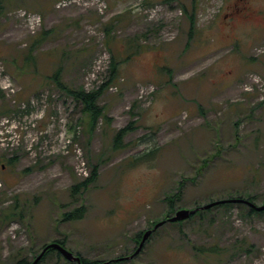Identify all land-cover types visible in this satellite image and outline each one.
I'll return each mask as SVG.
<instances>
[{
    "label": "rangeland",
    "instance_id": "374dc122",
    "mask_svg": "<svg viewBox=\"0 0 264 264\" xmlns=\"http://www.w3.org/2000/svg\"><path fill=\"white\" fill-rule=\"evenodd\" d=\"M42 30L40 73L17 75L12 60ZM113 56L118 76L100 98L111 122L91 130L44 76L61 60L68 84L97 89ZM1 104L0 264L53 240L89 262L128 255L177 192L173 214L246 194L262 205L264 0H0ZM38 264L76 263L53 252ZM115 264H264V213L234 204L166 223Z\"/></svg>",
    "mask_w": 264,
    "mask_h": 264
},
{
    "label": "trees",
    "instance_id": "16d2710c",
    "mask_svg": "<svg viewBox=\"0 0 264 264\" xmlns=\"http://www.w3.org/2000/svg\"><path fill=\"white\" fill-rule=\"evenodd\" d=\"M195 18H196V13L193 12L191 17H190V21H191L190 37L194 33V25L196 23ZM106 30H107V34L109 35V33H110L109 29H106ZM49 32L50 31L42 30L36 36L32 37V39L28 45V49L25 51V56H24L23 61H22L23 63L19 64V62L17 61L16 58L12 60L13 66L17 70V75H23L28 70H32L33 73H37V74L40 73L39 70H40L41 66H40L39 62H40V60H42V58L38 54H39L40 48L47 42L49 34H50ZM134 53L135 52H132L131 55H133ZM121 62H122L121 60H118V59L116 60L115 57L113 56L111 59V62H110V66H109V78H108L107 82L103 83L99 88L93 89V90H86L82 86L74 87V86L68 84V82L65 79L64 66H63V63L61 62V60L59 62L57 61V63H56L57 65L55 67L54 66L52 67L50 73L45 74L44 80L46 83H49L50 85L54 86V88L57 89L58 91H60L65 97L71 99L74 103H76V105L81 106V112L87 116V118L89 119V124H90L91 130H93V128H95L96 124L100 120H104V122L107 124L109 122H111V118L106 113L105 107L100 104V98L104 92L105 87L108 86L110 83H112L114 81V79L118 76V72H119L118 68H119V65L121 64ZM10 110L11 109H9L7 104H1L0 115L8 113ZM132 130H135V126L133 125V123H130L127 126L119 129L114 134L113 147L114 148H121L123 146V138L126 137L127 134ZM151 152L152 151L147 152L143 156L144 157L148 156ZM97 176H98V170H97V167H95L91 171L89 177H87L84 181L78 182L74 186H72V192L75 193L77 190L86 189L91 183H93L97 179ZM180 185L182 186V183H180ZM246 195H247V196H245L246 199L255 203L254 202L255 201V195L254 194H246ZM179 196H180V194H179V192H177L174 195L167 196L165 198L166 199L165 201L169 203L170 210H169V213L163 219H167L169 216L173 215V212L175 211L174 202H175V199L179 198ZM239 197L244 198L243 195H239ZM234 204H241L243 206L248 207V212L251 214H262V213H264V211H257L256 209H254V208L250 207L249 205H247L246 203H242V202H237V203L227 202V203L215 205V206H213L209 209H206V210L210 211L213 208L219 207V206L220 207H229V206H232ZM197 206H198V204L196 206H194L193 208H195ZM79 208L83 211L85 210V207L83 205H81ZM203 212H205V210H198L195 214L191 215L188 219L193 218L197 215H202ZM13 213L20 216V217L23 216L22 212L17 211V208L15 206H14V211H12V214ZM70 214H71V211L66 212V215H70ZM83 216H84V212L82 215H79V217H83ZM188 219H186V220H188ZM186 220L178 221V222H172V223L182 224ZM156 222H154L153 224H155ZM169 222L170 221H167L166 223H169ZM161 227H159L156 231H154L150 237H152L154 235V233L157 232ZM142 233H143V231L141 233H139L138 238L141 237ZM59 242L63 245H66V242L64 240H59ZM136 242H138V239L136 240ZM207 251H209L210 253L218 252V250L215 247H210L209 249H207ZM59 255H61V254L59 253ZM46 256H47V254H44L42 260ZM123 256H125V255H123ZM30 263L31 262L26 258H21V259H18L15 261V264H30Z\"/></svg>",
    "mask_w": 264,
    "mask_h": 264
},
{
    "label": "water",
    "instance_id": "95a60500",
    "mask_svg": "<svg viewBox=\"0 0 264 264\" xmlns=\"http://www.w3.org/2000/svg\"><path fill=\"white\" fill-rule=\"evenodd\" d=\"M227 202L229 203L242 202V203H246L247 205L256 209L257 211H264V204L257 205L251 202L250 200L244 199V198H229V199L217 200V201H213V202L204 204L200 207L193 208V209H185V208L183 209L182 208V209L177 210L173 215L169 216L167 219H163L157 222L153 228L144 231L136 250L132 254L127 255V256L118 257V258H115L114 260L115 261L130 260L136 257L143 250L144 245L146 241L149 239V237L151 236V234L154 231H156L159 227L163 226L167 221H170V222L183 221V220L188 219L191 215L196 213L198 210H206L215 205L223 204ZM49 248L58 249L59 252L63 255V257L66 258L70 262H76L77 264H82V260L79 255L73 253L71 250L67 249L65 246L61 245L59 242H52L46 245L44 249L39 253V255L30 264H38L42 260L46 250ZM111 261L112 260H107L101 264H109L111 263Z\"/></svg>",
    "mask_w": 264,
    "mask_h": 264
},
{
    "label": "flooded vegetation",
    "instance_id": "af4514ba",
    "mask_svg": "<svg viewBox=\"0 0 264 264\" xmlns=\"http://www.w3.org/2000/svg\"><path fill=\"white\" fill-rule=\"evenodd\" d=\"M154 225H155V224H154ZM154 225H153L151 228H153ZM148 229H150V228H148ZM141 237H142V234H141ZM141 237L138 238V244H139V242H140V240H141ZM52 242H59V240H53V241H51V242L46 243V244L42 247L41 251L44 249V247H45L46 245H48L49 243H52ZM59 243H60V242H59ZM60 244H61V243H60ZM138 244H137V246H138ZM61 245H63V244H61ZM63 246H65L67 249H69V248L67 247V245H63ZM137 246L135 247V249H134L130 254H132V253L136 250ZM69 250H70V249H69ZM41 251H40V252H41ZM53 252L60 253L59 250L56 249V248H49V249L46 250L45 254H49V253H53ZM60 254H61V253H60ZM130 254H128V255H130ZM61 255H62V254H61ZM77 255H78V254H77ZM62 256H63V255H62ZM79 256H80V255H79ZM125 256H126V255H125ZM80 257H81V260H82V264H101V263L107 261V260H101V261L89 262V261L85 260L82 256H80ZM134 258H135V257H134ZM134 258H132V259H134ZM34 259H35V258H34ZM34 259H33V260H34ZM132 259H130V260H132ZM33 260H32V261H33ZM109 260H112L111 263H109V264H115V263L122 262V261H128V260L115 261L114 258H111V259H109ZM32 261H30V262H32ZM74 263H76V262H74ZM76 264H77V263H76Z\"/></svg>",
    "mask_w": 264,
    "mask_h": 264
},
{
    "label": "built area",
    "instance_id": "2783aa9c",
    "mask_svg": "<svg viewBox=\"0 0 264 264\" xmlns=\"http://www.w3.org/2000/svg\"><path fill=\"white\" fill-rule=\"evenodd\" d=\"M35 20L37 21V19L35 18Z\"/></svg>",
    "mask_w": 264,
    "mask_h": 264
}]
</instances>
